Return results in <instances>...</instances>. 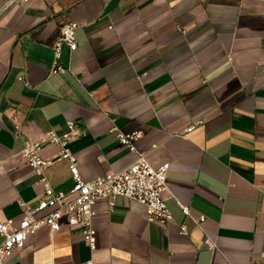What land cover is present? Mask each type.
<instances>
[{
  "label": "crops",
  "instance_id": "0c3cea01",
  "mask_svg": "<svg viewBox=\"0 0 264 264\" xmlns=\"http://www.w3.org/2000/svg\"><path fill=\"white\" fill-rule=\"evenodd\" d=\"M71 21L78 48L64 45L65 69L54 72L53 46ZM68 120L80 130L70 146L85 180L130 165L136 154L117 132L142 131L137 150L170 163L173 218L150 222L144 205L121 196L113 208L99 201L94 251L63 218L7 264H264V0L14 5L0 17L2 220L18 224L20 201L35 206L44 193L22 150L51 130L63 134ZM59 152L42 143L44 157ZM45 176L55 191L73 188L66 160Z\"/></svg>",
  "mask_w": 264,
  "mask_h": 264
},
{
  "label": "built area",
  "instance_id": "2783aa9c",
  "mask_svg": "<svg viewBox=\"0 0 264 264\" xmlns=\"http://www.w3.org/2000/svg\"><path fill=\"white\" fill-rule=\"evenodd\" d=\"M31 0H4L0 4V17L11 7L17 4H25ZM79 27L77 22L71 21L61 27L59 36L53 46L54 72L65 69L60 62L62 48L68 46L71 51L78 48L76 31ZM21 80L23 77L20 78ZM203 121H196L187 126L181 133L193 131ZM118 131L117 127L112 128ZM80 136V130L72 120L67 122V131L58 134L51 130L45 134L42 141L28 142L22 150V156L33 169L40 182L45 184L44 193L37 200L35 206L25 201H20L23 210V219L15 224L12 220L0 218V264H7L16 250L22 249L26 242L40 228L47 226L52 231L60 230V222L66 218L72 228H82V236L94 251L96 249V229L93 219L96 214L95 205L99 201H107L111 208L115 206L118 197H125L144 205L147 218L150 222L168 224L173 216L167 205L168 197V173L169 162L154 164L146 153L139 152L134 141L143 136V132L131 133L117 132L120 142L136 154L135 160L125 168L111 170L99 175L92 180H85L79 170L78 161L71 149V143ZM48 141L57 144L60 152L46 158L41 154L42 143ZM66 160L73 176L74 185L68 192L55 191L49 186L45 171L56 162ZM186 216L190 215L188 206L182 205ZM204 216L197 221H204ZM181 231L186 233L187 227L181 226ZM206 243L212 246L210 240ZM89 264H94L92 261Z\"/></svg>",
  "mask_w": 264,
  "mask_h": 264
},
{
  "label": "rangeland",
  "instance_id": "374dc122",
  "mask_svg": "<svg viewBox=\"0 0 264 264\" xmlns=\"http://www.w3.org/2000/svg\"><path fill=\"white\" fill-rule=\"evenodd\" d=\"M4 0H0V4L3 2Z\"/></svg>",
  "mask_w": 264,
  "mask_h": 264
}]
</instances>
